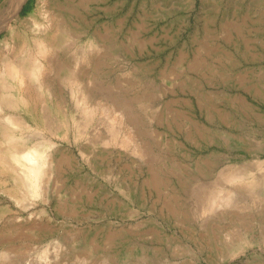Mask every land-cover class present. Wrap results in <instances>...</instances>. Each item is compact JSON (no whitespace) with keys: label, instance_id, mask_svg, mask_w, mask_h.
Masks as SVG:
<instances>
[{"label":"bare ground","instance_id":"1","mask_svg":"<svg viewBox=\"0 0 264 264\" xmlns=\"http://www.w3.org/2000/svg\"><path fill=\"white\" fill-rule=\"evenodd\" d=\"M91 2L38 0L25 16L14 11L20 27L6 24L8 37L0 40V246L9 243L5 232L57 230L34 219L33 213L23 218L8 212L29 211L56 200L62 214L79 219L83 190L87 201H92V192L105 199L109 214L118 218L139 221L143 209L159 217H148L153 221L150 233H139L154 239L135 247L147 264L185 253L193 254L194 264H203L202 253L210 264H225L248 252L251 256L242 264H264V199L260 194L264 160L258 158L240 169H222L218 172L221 181L208 182L206 178L215 175L228 155L219 149L210 154L198 152L242 140L236 133L211 126L229 123L230 117L221 106V90L207 89L218 80V66L208 64L200 30L191 40L192 47L184 42L178 54L168 57L160 68L158 61H130L132 70L143 73V86L138 87V80L118 79L112 84L109 79L115 67L110 58L117 52L102 54L103 48L118 42L120 48L127 47L129 60L139 51L128 49L120 39L124 21L116 27H92ZM216 18H207L201 29L206 35L215 33L210 26ZM245 19L224 22L227 41L231 42L232 32H244ZM131 39L142 52L146 41L135 35ZM71 43L79 50L72 51ZM213 54L228 58L223 51ZM250 91L264 99L259 88ZM249 102L240 97L232 106L264 119ZM257 142L249 149L261 154L264 142ZM119 163L120 177L114 176ZM92 164L102 170L106 182L92 183L86 169H92ZM253 169L258 172L252 173ZM245 196L251 198L252 206L242 202ZM46 210L44 206L38 211ZM224 220L239 222L245 229L238 235ZM174 225L201 228L199 235L187 232L200 254L190 252L178 234L166 228ZM122 230L109 239H131L137 234L129 226L124 234ZM58 242L44 246L41 258L46 264L60 247ZM8 250L3 248L0 256L7 257ZM75 261L91 264L86 258L75 257Z\"/></svg>","mask_w":264,"mask_h":264},{"label":"rangeland","instance_id":"2","mask_svg":"<svg viewBox=\"0 0 264 264\" xmlns=\"http://www.w3.org/2000/svg\"><path fill=\"white\" fill-rule=\"evenodd\" d=\"M37 2L38 0H25L23 3L19 0H0V40L8 37L6 24L20 27L15 21L16 13L25 16L36 6ZM89 10L92 27L101 28L104 25L116 27L117 23L124 21L123 32H120L119 37L127 42L128 49L139 51L132 60H129L126 56L128 50L125 48L127 47L120 48L118 42L103 48L102 54L115 55L117 52L116 57L110 58V63L115 67L114 73L109 79L112 84H116L118 79L138 80L140 81L137 83L138 87L143 86L146 79L141 77L142 72L131 69L130 61H158L157 67L160 68L168 57L174 58L178 54L184 42L187 41L192 47L191 40L200 30L199 35L205 43L203 53L205 52V56L208 58V64L213 63L218 66L216 68L218 73L215 75L218 80L213 85L208 84L207 89L218 88L221 90V106L225 112L229 113L230 117L229 123L211 126H217L222 131H230L242 137V140L235 139L221 147L210 145L202 151H198L210 154L214 149H219L228 155L221 167L213 172L215 175L208 176L206 180L208 182L218 180L219 182L221 179L218 172L222 169L226 170L229 167L240 169L248 162L251 163L258 158L264 160V152L258 154L249 149L257 146L256 141L264 142V119L242 110L239 106H232L233 101L244 97L248 102L250 101L249 103L256 111L264 115V99L250 91L256 87L264 92V0H194L193 3L192 0H92ZM211 15L217 17L215 24L210 26L211 29L214 27L216 30L215 33L212 30V34L206 35V32L201 29ZM243 18H246L244 32H232L231 42L227 41L226 38L229 34L228 29L223 25L224 22L227 19L240 22ZM134 35L146 41L142 52L134 39H131V36ZM165 36H169V38H165ZM152 38L156 39L155 42L149 43V39ZM71 46L72 51L79 50L75 44L71 43ZM0 48H3L2 43H0ZM109 49L110 51H108ZM212 49L214 52H211ZM207 50H209V54ZM217 50L223 51L228 58L223 56L219 59L213 54ZM245 72L249 75L245 76L246 78L243 77L244 80H242L243 78L240 76ZM123 82L125 83V81ZM157 102L156 98L154 104ZM114 167V176H119L120 163ZM86 169L92 175V183L93 180L106 182L105 174L102 173V170L96 169L94 164H92V169L89 166H86ZM255 172L258 171L253 169L252 173ZM109 188L115 189L114 184L109 183ZM260 192L264 199V189ZM93 194L95 192H92V201H87V193L81 191V195L85 199L79 206V219L62 214L56 205V200L42 202V205L29 211L13 209L14 211L8 212V214H16L23 218L30 217L33 213L36 215L33 217L34 219L41 220L44 226L57 230L47 234L32 229H17L8 233L3 230L9 243L0 246V251L3 248H9V250L7 257L0 256V264H46L41 258V253L44 246L52 241H59L60 247L51 255L50 264H74L75 257L86 258L91 264H110L113 260H117L120 264L127 261L133 264H147V261L144 262L140 259L135 247L149 243L154 239L151 234L139 236V233H150L153 221L148 217L157 218L158 216L143 209L145 213L139 221L118 218L109 214L105 199L100 200ZM241 199L244 204L252 206L250 197L245 196ZM44 206L47 207L46 212L39 213L38 210ZM124 222H130V225L124 224ZM223 222L229 230H234L238 235L245 229L244 225L236 221L224 220ZM125 226H129L131 231L137 233L136 236H132L131 239L123 236L122 240L114 242L109 239L110 234L116 230L123 229L121 233L124 234ZM190 227L192 229L188 230L187 228L186 230L178 225L166 226L170 233L178 234L190 252L195 251L200 254L187 232L193 231L192 233H194L195 231L199 235L201 228L197 225ZM153 244L157 245L156 242ZM192 255L185 253L176 256L177 258L170 257L168 261L161 260L156 264H167L169 261L194 264L195 259ZM200 256L203 264H210L205 258V254L202 253ZM250 256L251 252H248L225 264H242Z\"/></svg>","mask_w":264,"mask_h":264}]
</instances>
